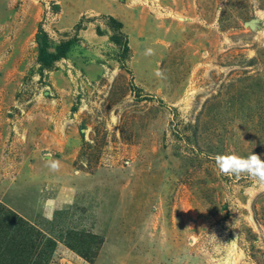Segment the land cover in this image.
<instances>
[{"label": "rangeland", "instance_id": "rangeland-1", "mask_svg": "<svg viewBox=\"0 0 264 264\" xmlns=\"http://www.w3.org/2000/svg\"><path fill=\"white\" fill-rule=\"evenodd\" d=\"M229 154L264 160V0H0V264H264Z\"/></svg>", "mask_w": 264, "mask_h": 264}, {"label": "clouds", "instance_id": "clouds-1", "mask_svg": "<svg viewBox=\"0 0 264 264\" xmlns=\"http://www.w3.org/2000/svg\"><path fill=\"white\" fill-rule=\"evenodd\" d=\"M215 163L222 175H247L256 185L264 187V160L259 155L251 154L247 157L235 154L217 155ZM46 166L52 171H57L60 163L49 159Z\"/></svg>", "mask_w": 264, "mask_h": 264}, {"label": "trees", "instance_id": "trees-1", "mask_svg": "<svg viewBox=\"0 0 264 264\" xmlns=\"http://www.w3.org/2000/svg\"><path fill=\"white\" fill-rule=\"evenodd\" d=\"M114 22H116V21H114ZM116 25L118 27H120L119 22H116ZM36 39H37V43H39L37 37H36ZM56 50H57V52L53 54V53L49 52L48 50H46L44 47H42V45L40 44L38 47V51H37V53H38L37 59L43 64H49L51 61H54V60L58 59L59 57L66 56V53H67L66 51L69 50V48H68L67 44L64 43V44H58L56 46ZM17 219L20 220V218H17ZM13 223H14V221L12 222V233L10 234L9 237L7 236V229L9 228L6 226L7 221L1 223V225H4V228H0V255L6 254V253L12 254L15 251L17 254L18 253L17 247L19 246L18 242L23 243L25 241V237L28 236V233H27V235L21 234V232H19L17 230V227H15V225ZM11 242H14V246H13V244L12 245L10 244ZM16 245H18V246H16ZM21 264H25V262H23Z\"/></svg>", "mask_w": 264, "mask_h": 264}, {"label": "crops", "instance_id": "crops-1", "mask_svg": "<svg viewBox=\"0 0 264 264\" xmlns=\"http://www.w3.org/2000/svg\"><path fill=\"white\" fill-rule=\"evenodd\" d=\"M45 200H46V199H45ZM47 201H48V203L50 202L49 199H47ZM48 203H47V204L41 203V205L43 204L42 207H43V208H44V207L47 208V207L49 206ZM35 204H38V201H36Z\"/></svg>", "mask_w": 264, "mask_h": 264}]
</instances>
